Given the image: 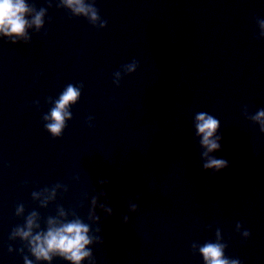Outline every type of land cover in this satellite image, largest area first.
I'll use <instances>...</instances> for the list:
<instances>
[{"label": "water", "instance_id": "95a60500", "mask_svg": "<svg viewBox=\"0 0 264 264\" xmlns=\"http://www.w3.org/2000/svg\"><path fill=\"white\" fill-rule=\"evenodd\" d=\"M24 3V32L0 31V264H208V243L264 264V0ZM76 222L88 255L35 254Z\"/></svg>", "mask_w": 264, "mask_h": 264}, {"label": "clouds", "instance_id": "9594fccd", "mask_svg": "<svg viewBox=\"0 0 264 264\" xmlns=\"http://www.w3.org/2000/svg\"><path fill=\"white\" fill-rule=\"evenodd\" d=\"M68 3L71 4L72 0H68ZM80 10L83 11V9ZM28 11L29 9L24 0H0V31H3L5 35H21L27 23L24 16ZM33 23L39 24V16L36 17ZM77 95L78 91L69 85L56 104V107L51 111L50 119L53 123L49 124L47 128L54 136L60 134L65 117V107L73 102ZM205 117V113H201L196 117L198 121L196 128L197 134H202L203 138L200 143L202 147L207 149V152L204 153V155H207V153L213 152L220 147L217 143L219 137L212 139L219 121L212 115H207V118ZM261 117H264V110L258 112L256 119L259 120ZM203 167L204 169L220 170L228 167V161L225 159L209 158ZM106 182L102 181L101 183ZM87 232L88 227L79 222L69 223L59 229H50L42 242L39 235L34 238L36 241L34 252L38 257L42 256L48 259L50 251H58L67 259L78 262L85 255H88V253L82 251L84 246L90 242L86 236ZM245 235H249V232L247 231ZM200 251L208 264H229L226 258H221V245L208 243Z\"/></svg>", "mask_w": 264, "mask_h": 264}]
</instances>
